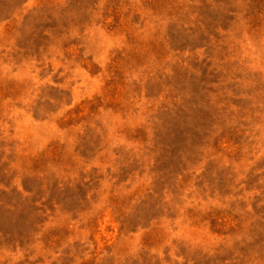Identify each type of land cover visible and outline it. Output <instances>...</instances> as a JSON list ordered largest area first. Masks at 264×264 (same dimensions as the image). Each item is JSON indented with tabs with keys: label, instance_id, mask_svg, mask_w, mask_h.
Here are the masks:
<instances>
[{
	"label": "rangeland",
	"instance_id": "374dc122",
	"mask_svg": "<svg viewBox=\"0 0 264 264\" xmlns=\"http://www.w3.org/2000/svg\"><path fill=\"white\" fill-rule=\"evenodd\" d=\"M0 264H264V0H0Z\"/></svg>",
	"mask_w": 264,
	"mask_h": 264
}]
</instances>
